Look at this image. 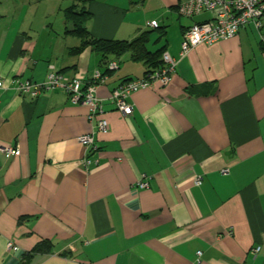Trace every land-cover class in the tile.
Segmentation results:
<instances>
[{
	"label": "crops",
	"instance_id": "crops-1",
	"mask_svg": "<svg viewBox=\"0 0 264 264\" xmlns=\"http://www.w3.org/2000/svg\"><path fill=\"white\" fill-rule=\"evenodd\" d=\"M58 1L0 0V80L7 85L0 144L20 149L11 158L0 152V264H264L259 31L250 24L182 56L184 32L210 14L181 16L186 0L89 2L94 39L132 41L158 31L147 50L165 49L178 63L168 86L131 95L133 112L125 117L111 94L143 78L146 65L131 53L110 56L119 68L96 92L110 124L103 135L88 108L62 90L34 100L12 89L16 78L45 83L50 66L86 84L105 72L92 47L78 51L82 42L68 34L65 11L61 25L49 21ZM152 21L159 28L149 27ZM90 133L96 150L78 142ZM141 182L149 187L140 189Z\"/></svg>",
	"mask_w": 264,
	"mask_h": 264
},
{
	"label": "built area",
	"instance_id": "built-area-1",
	"mask_svg": "<svg viewBox=\"0 0 264 264\" xmlns=\"http://www.w3.org/2000/svg\"><path fill=\"white\" fill-rule=\"evenodd\" d=\"M178 13L187 18H194L202 14L211 15L209 20L195 23L188 28L183 35L181 44L182 56H186L196 47L201 45L211 46L220 41L229 40L238 35L240 30L247 25H254L259 31L262 43H264V0H186L178 6ZM153 29L159 28L156 21L148 24ZM164 67L155 73L148 74L141 79L127 80L117 87L111 94V101L117 110L125 117L133 112V106L128 99L135 92L146 90L155 83L168 86L172 82V75L177 68V61L168 52L162 56ZM116 62L108 65L110 71L118 70ZM107 75L101 71L95 72L93 82L85 83L80 75L73 78L61 74L54 66H50L48 79L45 83L38 84L31 80L16 78L12 81V89L18 94L30 96L36 100L42 93L60 89L69 96V100L75 105H83L88 108L87 119L90 124H95L97 132L107 135L110 132V124L104 117L102 100L97 97V86L104 83ZM7 88L6 83L0 80V93ZM1 102V100H0ZM78 142L86 150H96L94 134L79 136ZM0 152L7 158L20 155V149L15 146H2ZM84 165H92L90 159L84 160ZM224 174H228L224 170ZM196 185H202L201 177L195 179ZM140 189L149 187L147 182H141ZM8 249L18 252V247L9 242ZM261 251L258 247L253 250L256 256Z\"/></svg>",
	"mask_w": 264,
	"mask_h": 264
},
{
	"label": "trees",
	"instance_id": "trees-1",
	"mask_svg": "<svg viewBox=\"0 0 264 264\" xmlns=\"http://www.w3.org/2000/svg\"><path fill=\"white\" fill-rule=\"evenodd\" d=\"M84 1L85 0H76V3L82 4ZM78 4L73 5L65 11L66 22L73 25V29L69 30L68 34L74 35L81 40L82 45L78 50L79 52L87 47H92L102 56L105 63V72L103 74L113 73V71L108 69V65L110 64L108 60L110 56H115L119 59L127 53H131L135 61L143 62L146 65L145 76L155 73L164 67L162 56L166 50L150 53L146 48L151 33H142L132 41L94 39L87 28V23L91 19V14L85 6L79 9Z\"/></svg>",
	"mask_w": 264,
	"mask_h": 264
},
{
	"label": "rangeland",
	"instance_id": "rangeland-1",
	"mask_svg": "<svg viewBox=\"0 0 264 264\" xmlns=\"http://www.w3.org/2000/svg\"><path fill=\"white\" fill-rule=\"evenodd\" d=\"M42 1V0H41ZM62 1V3L60 2L59 3V1L55 4V11L54 12H52L53 13V15H51L48 19H49V21H51V23H53L54 24V26H55V28H56V26L57 25H61V23H62V20L60 21V16L61 15H59L60 14V12H61V10H62V13L64 12V11H66L64 8L65 7H69V6H73V3H74V1L73 0H61ZM100 1H105V2H107V4H111L112 3V1H114V0H85L84 2H82V4H78V7H79V9L80 8H82L83 6H85L86 7V5L89 3V2H100ZM85 4V5H84ZM56 5H57V7H56ZM60 9V10H59ZM64 15H65V12H64ZM73 28V27H72ZM157 32L158 31H155V32H153L152 34H151V36L154 38L153 39V41H152V43L154 42V40H155V37H157ZM70 40H73V39H70ZM74 40H77V37H75L74 38Z\"/></svg>",
	"mask_w": 264,
	"mask_h": 264
}]
</instances>
